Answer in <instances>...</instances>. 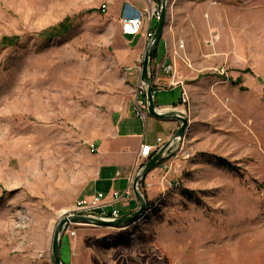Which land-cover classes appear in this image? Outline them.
<instances>
[{"label":"rangeland","instance_id":"rangeland-1","mask_svg":"<svg viewBox=\"0 0 264 264\" xmlns=\"http://www.w3.org/2000/svg\"><path fill=\"white\" fill-rule=\"evenodd\" d=\"M192 1L216 12H196L199 27L179 26L191 28L198 53L190 66L187 41L177 39L185 49L175 68L198 71L177 79L190 100L185 135L139 183L147 203L139 220L75 228L60 242L63 264H264V0ZM101 5L0 0V264H53L60 213L81 216L75 203L95 193L88 145L133 98L116 55L120 34Z\"/></svg>","mask_w":264,"mask_h":264},{"label":"crops","instance_id":"crops-1","mask_svg":"<svg viewBox=\"0 0 264 264\" xmlns=\"http://www.w3.org/2000/svg\"><path fill=\"white\" fill-rule=\"evenodd\" d=\"M168 13L167 25L164 28L162 39L159 42L155 54L150 59V66L159 65L167 66L171 63V54L176 46L177 39H186V57L190 66H193L198 57V53H192V31L191 28L185 27L182 33L179 31V26H187L189 24L199 27L203 22L197 17L196 12H216V9L208 6L205 3H198L190 0H167ZM106 5L105 16L108 21L116 26L120 34L119 44L115 46L116 55L119 63L126 69L124 76L128 79L130 87L135 90L140 81L139 67L143 61L144 52L148 41L146 34L154 31L155 19H148L143 13L144 8L153 7L158 4L156 0H103ZM183 8V12H182ZM207 59L213 58V54L205 56ZM193 64V65H192ZM177 79L180 77H197L196 73L190 72L189 69L181 62H176ZM171 77L168 73L160 72L154 84V89L168 87ZM165 94L169 97L167 105H156L155 97ZM154 105L158 109L174 108L181 110L180 104V88L172 87L163 92H156L154 97ZM135 92L132 100H124V102L111 110L109 118V132L107 136L95 145L96 153L93 154L95 159L94 171V192L103 193L106 200H109L113 192L123 193L132 185V180L135 174L138 173L144 162H140L137 158L141 144L154 146L159 138L162 141H167L175 132L177 122L160 121L150 117L148 114L145 120H142L134 113ZM152 128H161L165 132V137L159 136L157 132L151 133L147 131V125ZM153 129V128H152ZM155 129V130H156ZM152 172L151 174H153ZM149 174L144 179L149 183ZM149 187V185H148ZM150 188L147 190L148 200L150 197ZM128 208H122L120 204L117 207L122 211L130 213L134 210L131 205ZM132 205V206H133Z\"/></svg>","mask_w":264,"mask_h":264},{"label":"built area","instance_id":"built-area-1","mask_svg":"<svg viewBox=\"0 0 264 264\" xmlns=\"http://www.w3.org/2000/svg\"><path fill=\"white\" fill-rule=\"evenodd\" d=\"M124 1H128V0H124ZM100 8H101L102 13H106L105 4L101 5ZM143 13L146 16V18H148L149 20L155 19L157 22L160 18L159 5L155 4L153 5V7H150V8L146 7L143 9ZM152 35H153V31L148 32L146 34V40L148 42L151 39ZM212 43L213 41L207 42V44L209 45H212ZM184 49H185L184 42L181 40L178 41L177 49H174V51H172V54H171V63L167 66H159V65L150 66V62H149L148 74L150 78L152 79L153 87H154V84L160 72L168 73L171 77L168 87H163V88L160 87L158 89H154V88L152 89V97H154L156 92H163L165 90H168L172 87L179 85L177 81V71L175 68V59L176 57H180L179 52H182ZM142 64H143V61L140 64L139 72H141ZM189 101L190 100H189L187 92L185 91V89H182L180 93V104L183 108L181 110H176L174 108H165V109H160V110L162 111L176 110L180 114L186 117V114L189 111ZM134 113L137 116H139L142 120H145L148 114L147 100H146V87L140 81L138 82L135 88ZM165 142L166 141H162L161 139L158 138L154 146L141 144L139 152H138V156H137L138 160L140 162H146L154 153L158 151V149ZM179 143L180 142L172 143L169 146L168 150L164 153L161 161L168 157V153L172 154L177 148V146L179 145ZM88 151L91 154L96 153L95 145L94 144L88 145ZM166 168H167V165L162 164V169H166ZM168 185H169V188L179 187V184L177 182H175L174 184L169 183ZM133 196L134 195H133L131 187H128L123 193L113 192L109 200H106V196L103 193L96 192L89 198L78 200L75 203L73 210L75 211L74 213L81 215V216L94 218V219H98L102 221H114L116 219L123 217L121 216L120 209L117 207V205L120 204L122 208H128L130 203L134 201ZM82 226H85V225L68 223L63 228V235L74 236L76 233L75 228L82 227Z\"/></svg>","mask_w":264,"mask_h":264},{"label":"water","instance_id":"water-1","mask_svg":"<svg viewBox=\"0 0 264 264\" xmlns=\"http://www.w3.org/2000/svg\"><path fill=\"white\" fill-rule=\"evenodd\" d=\"M167 0H160V18L154 28L153 35L149 40L144 52L142 69L140 72V82L146 87V100L148 115L160 121H174L179 124L176 132L153 154L141 167L132 182V192L138 204V209L127 216H123L114 221H102L94 218L83 216H67L61 218L54 227L51 251L53 264H63L60 256V242L63 237V228L68 224H81L93 227L120 228L131 225L139 220L147 209V203L139 192V183L155 169L161 161L164 153L174 142H181L188 128V119L176 110L162 111L155 107L152 97L153 82L148 74L150 53L155 51L163 36L164 28L167 25Z\"/></svg>","mask_w":264,"mask_h":264},{"label":"trees","instance_id":"trees-1","mask_svg":"<svg viewBox=\"0 0 264 264\" xmlns=\"http://www.w3.org/2000/svg\"><path fill=\"white\" fill-rule=\"evenodd\" d=\"M158 3L160 2L159 0H156ZM63 26H64V24L61 26L62 28H63ZM64 31H65V28H64ZM2 44H11V43H9V41L7 40V39H4V40H2ZM154 54H155V51H153V52H151L150 53V59H152L153 58V56H154ZM158 165V164H157ZM143 166V165H142ZM145 198V197H144Z\"/></svg>","mask_w":264,"mask_h":264},{"label":"bare ground","instance_id":"bare-ground-1","mask_svg":"<svg viewBox=\"0 0 264 264\" xmlns=\"http://www.w3.org/2000/svg\"><path fill=\"white\" fill-rule=\"evenodd\" d=\"M63 212H64V211H62V212L60 213V215H62V216H61V217H59V219H61V218L63 217Z\"/></svg>","mask_w":264,"mask_h":264}]
</instances>
